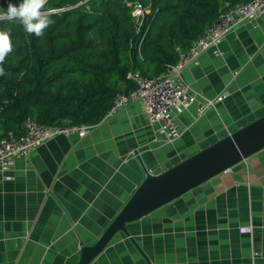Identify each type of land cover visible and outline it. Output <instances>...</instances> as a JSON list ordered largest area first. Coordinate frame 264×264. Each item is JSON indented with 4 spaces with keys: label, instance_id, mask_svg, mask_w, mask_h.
Segmentation results:
<instances>
[{
    "label": "crops",
    "instance_id": "crops-1",
    "mask_svg": "<svg viewBox=\"0 0 264 264\" xmlns=\"http://www.w3.org/2000/svg\"><path fill=\"white\" fill-rule=\"evenodd\" d=\"M183 70L207 99L167 142L129 104L84 138L56 136L0 172V264H76L143 182L264 115V16ZM4 130L0 126V139ZM249 227L245 234L240 228ZM90 264H264V149L126 226Z\"/></svg>",
    "mask_w": 264,
    "mask_h": 264
},
{
    "label": "trees",
    "instance_id": "trees-1",
    "mask_svg": "<svg viewBox=\"0 0 264 264\" xmlns=\"http://www.w3.org/2000/svg\"><path fill=\"white\" fill-rule=\"evenodd\" d=\"M249 0H47L54 21L42 37L16 20L0 19L13 50L0 75V126L23 132L30 118L49 126H95L120 92L128 72L159 77L213 24L220 10ZM0 0V12L7 3ZM149 8L136 34L127 3Z\"/></svg>",
    "mask_w": 264,
    "mask_h": 264
},
{
    "label": "built area",
    "instance_id": "built-area-1",
    "mask_svg": "<svg viewBox=\"0 0 264 264\" xmlns=\"http://www.w3.org/2000/svg\"><path fill=\"white\" fill-rule=\"evenodd\" d=\"M127 5L131 7L130 15L135 32L139 34L149 8L140 2ZM263 16L264 0H249L236 7L218 11L213 24L206 26L188 49L179 54L178 61L169 66L165 74L151 78L138 71L128 72L126 78L133 84V89L118 93L104 118L113 116L129 104H140L149 126H157V132L163 140H178L183 131L177 124L176 114L195 106L197 115L201 116L227 97L226 92L213 99L199 95L184 81L183 70L209 50L219 56V45L227 34L245 23L256 27ZM89 129L90 126L87 125L49 126L27 118L22 133L7 130L0 139V172H7L16 158L27 159L35 148L51 138H84ZM250 231L249 227L240 228L242 234Z\"/></svg>",
    "mask_w": 264,
    "mask_h": 264
},
{
    "label": "water",
    "instance_id": "water-1",
    "mask_svg": "<svg viewBox=\"0 0 264 264\" xmlns=\"http://www.w3.org/2000/svg\"><path fill=\"white\" fill-rule=\"evenodd\" d=\"M262 149L264 115L161 174L146 175L96 243L91 246L80 243L76 264H90L117 233L127 234L128 224L167 205Z\"/></svg>",
    "mask_w": 264,
    "mask_h": 264
},
{
    "label": "clouds",
    "instance_id": "clouds-1",
    "mask_svg": "<svg viewBox=\"0 0 264 264\" xmlns=\"http://www.w3.org/2000/svg\"><path fill=\"white\" fill-rule=\"evenodd\" d=\"M46 3L47 0H20L17 6L8 2L6 12H0V19L16 20L29 35L42 37L45 30L54 23L45 10ZM12 50L13 45L9 33L0 31V65ZM4 74V68L0 66V75Z\"/></svg>",
    "mask_w": 264,
    "mask_h": 264
}]
</instances>
